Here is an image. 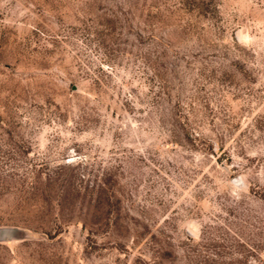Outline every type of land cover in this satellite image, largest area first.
Instances as JSON below:
<instances>
[{
    "label": "rangeland",
    "instance_id": "obj_1",
    "mask_svg": "<svg viewBox=\"0 0 264 264\" xmlns=\"http://www.w3.org/2000/svg\"><path fill=\"white\" fill-rule=\"evenodd\" d=\"M0 264H264V0H0Z\"/></svg>",
    "mask_w": 264,
    "mask_h": 264
}]
</instances>
